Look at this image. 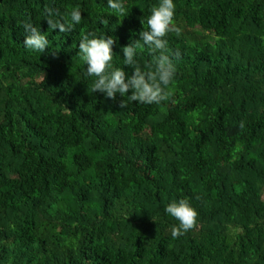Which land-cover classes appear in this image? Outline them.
Here are the masks:
<instances>
[{
    "label": "trees",
    "instance_id": "obj_1",
    "mask_svg": "<svg viewBox=\"0 0 264 264\" xmlns=\"http://www.w3.org/2000/svg\"><path fill=\"white\" fill-rule=\"evenodd\" d=\"M123 2L118 18L107 0H0V264H264V0H173L181 55L159 105L106 98L86 75L93 31L132 73L122 47L159 0ZM75 6L71 32L48 28L46 7ZM181 198L197 225L174 239L165 206Z\"/></svg>",
    "mask_w": 264,
    "mask_h": 264
},
{
    "label": "clouds",
    "instance_id": "obj_2",
    "mask_svg": "<svg viewBox=\"0 0 264 264\" xmlns=\"http://www.w3.org/2000/svg\"><path fill=\"white\" fill-rule=\"evenodd\" d=\"M107 6L112 10L111 14L118 18L128 15L123 0H107ZM175 9L176 4L173 0H159L157 4H153L146 20L147 29L141 30L140 39L122 47L124 65L130 66L133 70L130 75L124 68L114 67L112 64V46L115 40L111 36L97 34L94 31L82 35L78 45L79 54L86 64V75L96 78L92 83V92L99 91L106 98L113 100L119 93L121 97L127 96L128 102L142 104L159 105L162 101L169 100L172 95L169 86L176 73L172 56L179 58L181 55L179 50L175 53L170 51L166 39L169 33L179 36L182 31L174 22ZM44 19L49 29L67 33L73 30L74 24L81 23L82 10L75 6L65 16H60L57 10L46 7ZM20 24L27 33L24 39L26 48L43 53L49 42L40 27L30 20L22 21ZM141 24H144L143 20ZM141 40L155 55L154 65H149L147 70L135 59L138 42ZM120 107H127L125 100L120 102ZM240 127L243 129V122ZM165 212L178 221V224L172 225L170 229L174 239L197 225L198 212L186 198L171 201L165 206Z\"/></svg>",
    "mask_w": 264,
    "mask_h": 264
}]
</instances>
